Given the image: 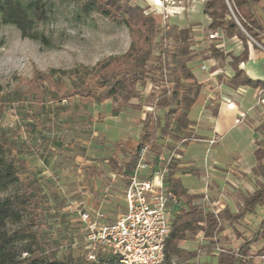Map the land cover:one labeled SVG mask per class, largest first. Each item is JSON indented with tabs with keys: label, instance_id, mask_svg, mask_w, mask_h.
<instances>
[{
	"label": "rangeland",
	"instance_id": "rangeland-1",
	"mask_svg": "<svg viewBox=\"0 0 264 264\" xmlns=\"http://www.w3.org/2000/svg\"><path fill=\"white\" fill-rule=\"evenodd\" d=\"M20 1L27 6L30 0ZM42 1L46 18L31 31L38 39L22 37L14 25L0 18V136L9 142L11 156L20 164L22 184L30 186L36 207L32 230L44 255L78 260L84 235L79 212L94 215L101 210L105 221L111 222L124 211L126 181L118 168L128 170L126 165L138 149L139 120L146 112L154 110L162 117L164 111L154 106L157 89L151 79H157L155 74L144 85H136L140 109L119 96L103 103L82 97L62 100V93L80 88L87 73L98 70L99 64L122 57L131 38L124 24L107 20L95 9L85 12L80 5L85 0ZM135 1L145 4V13L162 23L154 1L122 0L131 5ZM181 1L180 12L168 22L179 27L196 22L206 28L210 22L203 12L204 0ZM203 32L204 46L221 50L215 39L218 33L210 37L207 30ZM190 42L196 43L193 37ZM174 45L168 41L169 49ZM190 50L189 66L200 77L204 55L196 45ZM204 98L199 90L198 101ZM132 102L138 104L135 98ZM177 126L171 116L170 134H157L156 148H149L153 155L166 154L172 142L187 139ZM168 137L171 143L165 141ZM200 260L217 263V257L210 255H201Z\"/></svg>",
	"mask_w": 264,
	"mask_h": 264
},
{
	"label": "trees",
	"instance_id": "trees-1",
	"mask_svg": "<svg viewBox=\"0 0 264 264\" xmlns=\"http://www.w3.org/2000/svg\"><path fill=\"white\" fill-rule=\"evenodd\" d=\"M203 4V12L210 19L209 35L220 33L216 40L235 37L243 45L264 48V0H204ZM44 5L42 0H30L27 6L20 0H0L1 22L14 25L22 37L38 39L31 31L37 22L46 18ZM80 5L85 12L95 9L107 20L124 24L131 38L130 48L122 57L99 64L101 67L98 70L87 73L80 88L74 87L62 93L61 99L68 101L73 97H82L103 103L119 96L130 107L140 109L142 98L136 92V85H144L145 80L155 74L157 79H151L157 89L154 106L164 113L161 117L152 110L139 120L138 148L144 145L156 148L157 134L161 137L170 134L171 116L187 137L184 144L191 138L198 139L189 127L191 122L188 119V110L196 102L200 90L188 63L190 47L195 45L190 42L192 27L158 22L154 15L145 13L148 7L137 1L131 5L122 0H85ZM168 41L175 42L172 49L168 48ZM200 53L204 59L214 57L218 67L226 63V55L215 46H209ZM227 55L230 57L227 64L235 70L234 76L227 81L229 85L264 89V81L252 80L238 68L239 63L247 58L245 51L237 57ZM166 84L171 86L166 87ZM193 89L195 92L191 95ZM133 98L138 104L132 102ZM254 155L257 164L252 173L256 178V187L243 198L244 210L234 215L226 210L217 214L205 211L192 202L196 197L188 196L169 172V184L185 202L186 209L180 210L175 217L161 264H175L174 258H183L186 264H191L189 261L196 257V252L179 248L178 241L198 231L213 237L209 252L217 251L216 264H260L257 256H264V212L259 229L237 248L239 256L234 250L223 247L222 241L216 237L224 225L232 226L238 218L255 213L257 207H264V145L258 144ZM135 162L136 155H133L126 165L128 169H132ZM19 165L11 156L9 142L0 136V264H121L113 255H106L96 262L83 257L73 260L44 255L39 238L32 230L36 217L35 202L29 195L30 186L22 184ZM259 242H262V247L256 253L252 252L249 246Z\"/></svg>",
	"mask_w": 264,
	"mask_h": 264
},
{
	"label": "crops",
	"instance_id": "crops-1",
	"mask_svg": "<svg viewBox=\"0 0 264 264\" xmlns=\"http://www.w3.org/2000/svg\"><path fill=\"white\" fill-rule=\"evenodd\" d=\"M172 10L180 12V8ZM187 26L192 27L195 45L199 47V51L208 48L204 46L205 42L201 37L205 33L203 30H208V26L203 29L199 27V23L190 22L182 27ZM196 27L197 31L194 29ZM217 37H220V33ZM217 42L221 46L220 51L226 55L225 65L218 67L214 57L203 58L202 64L206 68L201 70L204 74L199 77L193 73L201 93L205 95V101L200 103L197 99L189 108V127L194 136L199 137V132L203 134L200 133L198 139L191 138L187 144L180 146L175 141L171 143V138L168 137L165 141L173 147L170 150L165 149L167 153L162 154L168 155L176 149L179 157L173 160L170 172L188 196L196 197L193 203L213 214L216 210H226L234 215L244 210L243 198L256 187V178L252 171L257 164L254 150L264 140V89L248 85H229L227 81L234 76L235 70L227 64L230 60L227 54L237 57L245 51L247 58L239 63L238 68L248 78L264 81V48L243 45L235 37H221ZM206 103L212 108L205 107ZM211 139L215 141L209 144ZM130 170L122 168L120 171L125 181ZM204 196L208 198L206 201ZM179 200V205L173 208L172 224L178 212L186 209L185 202L181 198ZM99 212L102 213L101 210ZM263 212L264 207H257L255 213L245 214L232 226L224 225V229L216 237L222 241L223 247L237 249L259 229ZM99 221L107 222L104 214ZM212 240L213 237H207L202 231H198L179 240L178 246L187 252H196V257L189 261L191 264H207L201 262L200 257H216L217 251L209 252ZM261 247L262 242L249 246L254 253ZM174 263L186 264V261L183 258H174Z\"/></svg>",
	"mask_w": 264,
	"mask_h": 264
},
{
	"label": "built area",
	"instance_id": "built-area-1",
	"mask_svg": "<svg viewBox=\"0 0 264 264\" xmlns=\"http://www.w3.org/2000/svg\"><path fill=\"white\" fill-rule=\"evenodd\" d=\"M152 1L163 22L178 14L173 8H182L179 6L181 0ZM205 68L202 64L201 69ZM185 140L182 137L177 145H182ZM214 141L209 140V144ZM149 148L141 146L134 154L136 162L126 176L123 212L111 222L99 221L103 217L99 211L94 215L85 210L79 212L84 226L82 257L85 260L96 262L106 255H113L121 264L162 263L165 242L172 228L173 208L180 202L168 180L173 160L179 156L176 149L168 155H153ZM203 199L206 201L208 198L204 196ZM83 203L84 200L80 201ZM218 212L216 210L215 214ZM234 252L239 256L237 249ZM257 258L260 264L264 263L263 255Z\"/></svg>",
	"mask_w": 264,
	"mask_h": 264
}]
</instances>
